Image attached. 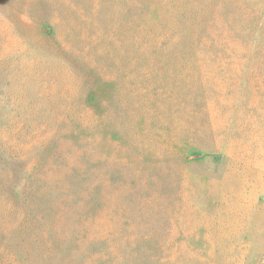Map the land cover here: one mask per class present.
<instances>
[{
    "label": "rangeland",
    "instance_id": "obj_1",
    "mask_svg": "<svg viewBox=\"0 0 264 264\" xmlns=\"http://www.w3.org/2000/svg\"><path fill=\"white\" fill-rule=\"evenodd\" d=\"M0 154V264H264V0H0Z\"/></svg>",
    "mask_w": 264,
    "mask_h": 264
},
{
    "label": "trees",
    "instance_id": "obj_2",
    "mask_svg": "<svg viewBox=\"0 0 264 264\" xmlns=\"http://www.w3.org/2000/svg\"><path fill=\"white\" fill-rule=\"evenodd\" d=\"M192 152H197V151H192ZM7 157H8L7 155H2V154H0V160H2L3 162H8V161H10V160H8Z\"/></svg>",
    "mask_w": 264,
    "mask_h": 264
}]
</instances>
